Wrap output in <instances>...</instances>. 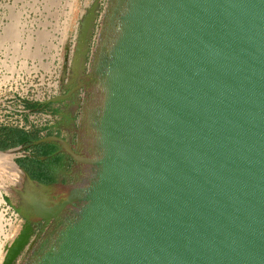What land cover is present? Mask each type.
Instances as JSON below:
<instances>
[{"label":"water","instance_id":"95a60500","mask_svg":"<svg viewBox=\"0 0 264 264\" xmlns=\"http://www.w3.org/2000/svg\"><path fill=\"white\" fill-rule=\"evenodd\" d=\"M90 73L75 146L33 143L59 145L77 183L51 198L14 161L54 223L22 264H264V0H107Z\"/></svg>","mask_w":264,"mask_h":264},{"label":"built area","instance_id":"2783aa9c","mask_svg":"<svg viewBox=\"0 0 264 264\" xmlns=\"http://www.w3.org/2000/svg\"><path fill=\"white\" fill-rule=\"evenodd\" d=\"M100 21L99 18L97 25ZM9 23L7 17L0 16V128H19L29 132L38 129L40 136H46V130L54 124V116L45 106L58 93V71L65 50L66 32L53 31L51 25L44 28L35 22L36 27L33 25L32 31L25 32L22 40L17 41L16 36L7 34L5 27ZM43 32H51L55 38L47 37L40 43ZM29 37L33 44L28 48ZM17 45L21 51L29 49L31 54H19ZM27 154L26 151L18 157ZM18 217L5 190L0 187V262Z\"/></svg>","mask_w":264,"mask_h":264},{"label":"flooded vegetation","instance_id":"af4514ba","mask_svg":"<svg viewBox=\"0 0 264 264\" xmlns=\"http://www.w3.org/2000/svg\"><path fill=\"white\" fill-rule=\"evenodd\" d=\"M92 1L93 0H90L88 4H86L84 0L80 2V6L77 8L78 17L76 19L75 27L73 28L70 35L68 32L65 33L66 44L64 47L65 50L61 57V65L58 71V93L55 95V97H60L61 101L45 106V109L51 112L54 116V124L51 126V130H55L54 133L60 137L62 134H59L57 130L59 129L62 131V133H64V136L62 137L72 143L73 146L76 144L82 104L89 95L88 89L93 82L90 69L93 50L96 44L98 33L100 31V24L97 25V20L99 18L102 19L107 3V0L105 3L100 0V9L98 11V19L96 20L94 27V34L88 41L86 47L89 49L86 58L83 55H79L76 58L75 54L79 41L80 21L85 15L88 7H90ZM60 118L61 122H59ZM61 149L62 148L59 146V149L55 155L62 154L68 162H71L67 154L62 152ZM74 166H79L82 168V166L78 164H74ZM25 171L28 173L27 170ZM53 176L54 181L50 184H47L50 189H54L56 192L53 196L50 195L51 198L54 196H57L58 198L62 197V195L68 191L69 186L76 184L78 181V175L72 176L71 180H68L66 176H63L61 173L59 174L57 172L54 173ZM30 177L37 186L40 183L46 184L41 180L34 178L32 175H30ZM6 184L8 185L9 190L5 191V195L9 203L19 215L17 221L15 222V226L18 227L17 233L19 235L18 241L15 244V250L12 256L13 260L11 264H22L42 239L43 234L52 228L54 223L52 219L46 221L38 216L34 211H28V206L22 201L24 198L23 196L27 193V191L29 192V190L34 191L35 188L30 187L28 180L21 171L19 175L16 176L15 182L9 181Z\"/></svg>","mask_w":264,"mask_h":264},{"label":"rangeland","instance_id":"374dc122","mask_svg":"<svg viewBox=\"0 0 264 264\" xmlns=\"http://www.w3.org/2000/svg\"><path fill=\"white\" fill-rule=\"evenodd\" d=\"M81 1L82 0H0V16L7 17L8 23L10 22V19L12 22L17 20L16 23L18 24L20 23V17L22 15L27 16V9L28 13H30V20L32 19L36 23L49 21L51 22V28H56V25L58 24V31L62 30L68 32L70 35L76 24V19L78 17L77 8L80 6ZM89 1L90 0H84L86 4H88ZM36 7L38 10H35ZM38 19L41 20V22H39ZM22 21H25V19H22ZM34 27H36L35 24ZM19 158L21 157L13 155V161L16 162ZM0 171L2 172H0V179L2 180L0 187H4L3 189L7 191L9 188H7L8 185L6 183L10 180L15 182V180H13L11 171H6L1 167ZM11 234L13 235V233Z\"/></svg>","mask_w":264,"mask_h":264},{"label":"trees","instance_id":"16d2710c","mask_svg":"<svg viewBox=\"0 0 264 264\" xmlns=\"http://www.w3.org/2000/svg\"><path fill=\"white\" fill-rule=\"evenodd\" d=\"M40 130L25 131L19 128H0V151H6L19 146L31 145L28 154L16 160V163L34 178L46 184L54 181L56 167L62 161V154L55 155L59 146L53 143L33 145L42 138ZM45 158V159H44Z\"/></svg>","mask_w":264,"mask_h":264},{"label":"bare ground","instance_id":"6f19581e","mask_svg":"<svg viewBox=\"0 0 264 264\" xmlns=\"http://www.w3.org/2000/svg\"><path fill=\"white\" fill-rule=\"evenodd\" d=\"M69 5V4H68ZM38 10V8L36 7L35 10ZM30 12V11H29ZM41 13V12H40ZM26 15H22L20 17V23H16L17 20H15L14 22H12L11 20V23H9L7 25V27H5L6 31H7V34L9 35V37L11 36H16L17 38V41H21L22 40V36L25 32H31L32 29H33V25L35 23L34 20H30V13H28V10L26 9ZM10 17V16H9ZM22 19H25V21H22ZM11 25V27H10ZM39 25H42L44 28H47L48 26L51 25V22L47 21V22H44V23H40ZM59 29V25L57 24L56 25V28H53V31H58ZM47 37H50V38H55L54 37V34L50 32V34L48 33H41L40 34V37H39V42H44ZM28 42H29V45H28V48L33 44L32 40L28 39ZM53 47V46H52ZM17 52L19 54H23V56H29V54H31L30 50L26 48V50L24 51H21L19 49V45H17ZM0 167L2 169H5L6 171H11V174L13 176V180L16 181V176L19 175L20 173V169L14 164V161H13V154L12 152H0ZM1 172V171H0ZM2 173V172H1ZM6 174V173H5ZM10 174V173H9ZM6 177V176H4ZM8 179V178H7ZM12 179V178H11ZM18 181V180H17ZM10 182H12V180H10ZM4 184V183H3ZM4 188V187H3ZM8 188V187H7ZM29 188V187H28ZM6 191V190H5ZM8 191V189H7ZM33 191V190H32ZM14 194V193H13ZM20 197V196H19ZM28 228V227H27ZM18 232V227L17 226H14L13 227V230H12V233L13 235H15L16 233ZM18 234V233H17ZM11 235V234H10Z\"/></svg>","mask_w":264,"mask_h":264},{"label":"crops","instance_id":"0c3cea01","mask_svg":"<svg viewBox=\"0 0 264 264\" xmlns=\"http://www.w3.org/2000/svg\"><path fill=\"white\" fill-rule=\"evenodd\" d=\"M67 9H68V7H67ZM59 122H61V118H60ZM54 132H55V130H53V129L52 130L51 129L46 130V136L51 135V134H55ZM57 132H59V134H62V136H64V133H62V131H60L59 129L57 130ZM43 137H45V136H42V138ZM62 156H63V158H62L61 163L56 167L57 173H59V174L61 173V175L66 176L68 180H71L72 176L78 175V177H79V174H82V175L84 174V171L82 169L83 167L80 168L79 166H74V165L71 166V163L67 161V159L64 157V155H62ZM69 188H70V186H69ZM55 193L56 192L54 189L53 190L50 189L49 195L53 196Z\"/></svg>","mask_w":264,"mask_h":264}]
</instances>
